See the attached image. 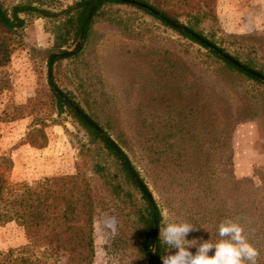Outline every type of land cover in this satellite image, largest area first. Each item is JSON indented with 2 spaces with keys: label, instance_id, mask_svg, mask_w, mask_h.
Here are the masks:
<instances>
[{
  "label": "rangeland",
  "instance_id": "374dc122",
  "mask_svg": "<svg viewBox=\"0 0 264 264\" xmlns=\"http://www.w3.org/2000/svg\"><path fill=\"white\" fill-rule=\"evenodd\" d=\"M77 1L0 0L6 8L29 4L53 12ZM22 17L24 28L11 35L9 60L0 66L6 80L0 91V178L9 185L34 184L83 172L105 202L95 209L91 264H146L151 204L117 172L111 156L97 153L76 118L58 112L50 95L49 59L77 38L64 36V20ZM178 22L194 24L216 46L264 73V0H213L209 17L180 16ZM60 36L66 41L58 46ZM55 59L53 84L118 144L151 192L158 238L165 212L203 227L187 237L198 240L215 241L219 222L232 218L258 249L257 264H264L263 83L121 1L99 9L75 54ZM26 242L17 222H0V253ZM161 244L163 256L167 247Z\"/></svg>",
  "mask_w": 264,
  "mask_h": 264
},
{
  "label": "trees",
  "instance_id": "16d2710c",
  "mask_svg": "<svg viewBox=\"0 0 264 264\" xmlns=\"http://www.w3.org/2000/svg\"><path fill=\"white\" fill-rule=\"evenodd\" d=\"M95 0H78L60 12H53L29 4H15L6 8L0 2V66L9 60V42L12 34L24 28L23 14L36 13L38 16L64 20L69 26L64 36L71 34L75 40L82 28H84L83 41L87 38L93 17L106 3L119 2L118 0H97V5L90 21L85 24V18L90 6ZM156 9L168 18L179 21L180 16L187 19L200 21L212 14L213 0H138ZM132 5V4H131ZM135 6V5H132ZM143 12L158 19L162 24L169 26L159 17L148 10ZM63 21V22H64ZM172 28V27H171ZM191 30L204 37L202 32L195 29V25H189ZM179 34L208 49L194 39L187 31L175 29ZM62 37L61 46L66 41ZM68 37V36H67ZM214 43L213 41H211ZM215 44V43H214ZM81 46L79 47V49ZM210 53L221 59L229 67H232L247 77L261 82L258 78L240 68L233 66L215 51L208 49ZM237 59L236 57H234ZM60 58H56L58 60ZM238 60V59H237ZM249 67L246 64H243ZM50 80L54 81L52 66L49 67ZM262 73V72H260ZM0 74H2L0 69ZM264 75V73H262ZM262 83V82H261ZM264 85V84H263ZM6 86V80L0 76V91ZM51 98L55 101L58 112L63 110L76 118L92 136L91 143L97 144L98 154L105 153L111 156L118 166L117 172H123L127 181L142 195L149 204L147 198L130 176L122 159L107 139L90 127L71 108H69L49 87ZM67 95V93H65ZM70 99L72 97L67 95ZM76 102V101H75ZM83 110V107L76 102ZM90 116V115H89ZM91 117V116H90ZM92 118V117H91ZM94 120V119H93ZM95 121V120H94ZM97 123V121H95ZM98 124V123H97ZM133 166V165H132ZM134 168V167H133ZM139 176L137 170L134 168ZM142 180V178H140ZM98 205L105 206L104 197L92 189L89 178L83 172L71 174H57L45 177L34 184L17 183L9 185L0 178V222H17L23 229L27 242L19 248H9L0 253V264H47L48 259L64 257L65 264H91L94 257V221L95 209ZM149 208L150 204H149ZM151 217L159 220V212L150 211ZM152 239V218H149L146 226L145 253L149 254V246ZM164 247L157 236L156 248L152 264H162L160 257Z\"/></svg>",
  "mask_w": 264,
  "mask_h": 264
},
{
  "label": "clouds",
  "instance_id": "9594fccd",
  "mask_svg": "<svg viewBox=\"0 0 264 264\" xmlns=\"http://www.w3.org/2000/svg\"><path fill=\"white\" fill-rule=\"evenodd\" d=\"M163 219L159 238L167 251L160 257L162 264H257L258 249L245 236L243 226L232 218L219 222L215 241L188 239L191 232L203 227L187 219L170 217L168 212ZM193 247L195 252L190 250Z\"/></svg>",
  "mask_w": 264,
  "mask_h": 264
},
{
  "label": "water",
  "instance_id": "95a60500",
  "mask_svg": "<svg viewBox=\"0 0 264 264\" xmlns=\"http://www.w3.org/2000/svg\"><path fill=\"white\" fill-rule=\"evenodd\" d=\"M127 4H132L135 6H138L142 9L148 10L151 12L153 15L159 17L162 21L167 23L170 27L175 28V29H180L187 31L190 36H192L194 39H196L199 43L203 44L206 46L208 49L215 51L218 55H220L222 58H224L226 61L231 63L233 66L242 69L245 72L250 73L251 75L255 76L258 78L263 84H264V75L258 72L257 70H254L252 68L244 66L240 61L235 59L233 56L213 44L211 41L208 39L200 36L197 34L194 30H191L184 24L174 21L170 18H168L166 15L161 14L158 12L156 9L152 8L148 4L144 2H140L138 0H118ZM97 5V0L93 2V4L90 6L86 18H85V24H87L91 16L95 10V7ZM83 35H84V28L80 30V33L74 43V45L70 49L63 50L61 52H54L50 59H49V66L52 64L55 58H65L68 56H71L75 54L79 47L81 46L83 42ZM47 77L50 86L52 87L53 92L69 107L71 108L81 119H83L90 127H92L94 130H96L99 135L104 137L109 141V143L112 145V147L115 149V151L118 153L120 158L122 159L123 163L125 164L130 176L133 178L141 192L145 195L147 200L152 206L153 211H156L157 207L155 205L153 196L149 189L147 188L146 184L140 179V177L136 174L134 168L132 167L127 155L125 152L116 144V142L105 132L103 128H101L100 125H98L86 112H84L73 100H71L59 87L53 84V82L50 80V71L48 67L47 71ZM157 233H158V220L157 218L153 219V228H152V239H151V244H150V251L147 259L146 264H152L153 258H154V253H155V248H156V240H157Z\"/></svg>",
  "mask_w": 264,
  "mask_h": 264
}]
</instances>
